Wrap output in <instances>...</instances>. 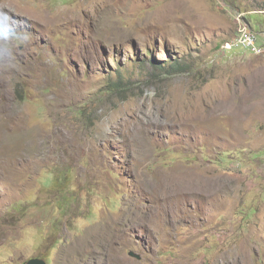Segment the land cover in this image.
Returning <instances> with one entry per match:
<instances>
[{
    "label": "rangeland",
    "instance_id": "1",
    "mask_svg": "<svg viewBox=\"0 0 264 264\" xmlns=\"http://www.w3.org/2000/svg\"><path fill=\"white\" fill-rule=\"evenodd\" d=\"M34 257L264 264V0H0V264Z\"/></svg>",
    "mask_w": 264,
    "mask_h": 264
},
{
    "label": "built area",
    "instance_id": "2",
    "mask_svg": "<svg viewBox=\"0 0 264 264\" xmlns=\"http://www.w3.org/2000/svg\"><path fill=\"white\" fill-rule=\"evenodd\" d=\"M231 47L243 48V49L245 48L251 51H256V50L260 51L256 44L255 36L248 32H244L242 36L236 38L234 42H232L231 45H229V48Z\"/></svg>",
    "mask_w": 264,
    "mask_h": 264
},
{
    "label": "trees",
    "instance_id": "3",
    "mask_svg": "<svg viewBox=\"0 0 264 264\" xmlns=\"http://www.w3.org/2000/svg\"><path fill=\"white\" fill-rule=\"evenodd\" d=\"M151 63L154 65L155 70H165L166 72L170 73L171 75L175 74L177 72H180V71H186V67L177 63V62H174V63L168 65L169 68H166V67L163 68L162 66L159 67V66L155 65L154 62H151ZM55 180H57V179H55ZM55 180H54V183H57Z\"/></svg>",
    "mask_w": 264,
    "mask_h": 264
},
{
    "label": "water",
    "instance_id": "4",
    "mask_svg": "<svg viewBox=\"0 0 264 264\" xmlns=\"http://www.w3.org/2000/svg\"><path fill=\"white\" fill-rule=\"evenodd\" d=\"M129 256L136 258L137 260L140 259V257L132 252L129 253ZM24 264H47L45 260L41 259V258H30L29 260H27Z\"/></svg>",
    "mask_w": 264,
    "mask_h": 264
}]
</instances>
